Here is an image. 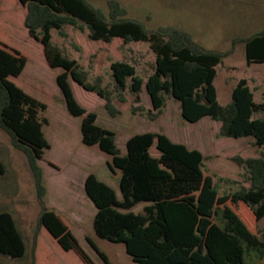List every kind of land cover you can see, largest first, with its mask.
<instances>
[{
    "label": "trees",
    "instance_id": "1",
    "mask_svg": "<svg viewBox=\"0 0 264 264\" xmlns=\"http://www.w3.org/2000/svg\"><path fill=\"white\" fill-rule=\"evenodd\" d=\"M26 9L23 26L30 38L38 41L51 68L62 70L56 76L69 115L82 117L81 142L97 146L111 157L107 166L119 170L121 199L93 173L84 180L86 196L95 207L93 230L97 237L124 245L133 264H255L264 260V229L253 233L235 211L243 204L247 219L264 218V102H256L247 81L241 79L231 91L230 101L220 105L213 81L216 67L230 56L237 44H243L247 65L264 64V28L244 38H233L227 51L206 49L188 32L175 27L149 30L127 16L116 1H108V12L92 7L89 0H16ZM66 27L86 33L89 41L106 44L114 39L129 43H147L155 60L152 72L143 80L135 66L123 61L110 63L111 88L87 80V72L63 55L51 43V31L66 38ZM26 56L15 47L0 42V129L12 147L23 153L34 178L39 213L33 234L30 264L35 259L37 237L45 229L64 252L72 251L84 264H93L59 216L45 205L46 188L37 161L49 148L41 116L46 105L25 93L11 78H17L26 66ZM69 80L104 100V109L114 116L119 111L113 96L124 102L130 92L138 100L144 85L151 106L157 113L168 99L179 104L181 118L196 123L204 117L219 123V137H250L261 149L260 156L232 161L244 170V182L231 193L219 195L212 178L204 175L202 153L172 142L162 133H141L127 139L126 153L120 154L115 134L96 124L97 115L77 102ZM158 156L150 154V148ZM0 174L3 165L0 163ZM229 182L228 180H225ZM232 183L238 184L233 181ZM145 203L141 213L132 208ZM102 261L106 255L87 240ZM25 245L9 212H0V255L21 258Z\"/></svg>",
    "mask_w": 264,
    "mask_h": 264
},
{
    "label": "rangeland",
    "instance_id": "2",
    "mask_svg": "<svg viewBox=\"0 0 264 264\" xmlns=\"http://www.w3.org/2000/svg\"><path fill=\"white\" fill-rule=\"evenodd\" d=\"M109 0H89L92 7L108 12ZM127 12L129 18L141 22L145 28L175 27L188 32L193 40L206 49L219 52L231 47L233 38H244L264 28V0H116ZM26 9L16 0H0V42L7 43L26 56V66L17 78H11L25 93L46 105L41 116L47 120L42 131L49 143L37 161L42 170L46 188L45 205L52 209L93 264H106L89 245L90 240L104 253L108 264H133L126 254L124 245L112 243L97 237L93 230L95 207L84 191L86 176L93 173L100 181L110 186L121 199L118 186L119 170L111 172L107 166L111 157L99 151L98 147H86L81 142L80 122L82 117H72L66 110L64 98L56 85L60 68H51L38 41L30 38L23 26ZM66 38L51 31V43L64 56L74 59L87 72V80L94 82L101 78L103 86L111 88L110 63L128 62L135 66L136 74L143 80L152 72L154 54L147 43L123 45L119 39L106 44L89 41L85 32L66 27ZM241 79H245L256 102H264V64L247 65L243 44H237L233 53L216 67L213 85L217 101L225 105L230 101L231 90ZM77 102L86 110L97 115L96 124L112 131L121 155L126 153L128 138L141 133H162L172 142L184 144L188 149L200 151L204 157L203 172L212 178L220 195L231 193L244 182V170L238 167L232 157L243 159L260 156L261 149L252 145V139L245 137L231 139L219 137V123L204 117L196 123L181 118L179 104L168 99L157 113L151 106L144 85L138 100L130 92L124 93L125 101L113 96V105L119 111L110 116L104 109V100L94 93L83 90L69 80ZM150 154L158 156L150 148ZM0 212H9L22 237L25 253L12 259L0 255V264H30L33 234L39 205L36 198L34 178L23 153L12 147L9 135L0 129ZM228 180L229 182H226ZM233 181L238 184L232 183ZM145 203L132 208L141 213ZM246 207L235 208L238 217L251 231L260 235L264 229V218L259 222L247 219ZM35 259L38 264H84L72 252H64L41 229L37 237ZM255 264H264L261 260Z\"/></svg>",
    "mask_w": 264,
    "mask_h": 264
},
{
    "label": "crops",
    "instance_id": "3",
    "mask_svg": "<svg viewBox=\"0 0 264 264\" xmlns=\"http://www.w3.org/2000/svg\"><path fill=\"white\" fill-rule=\"evenodd\" d=\"M262 30V29H261ZM234 88V87H233ZM232 91V90H231ZM219 193V192H218ZM219 195H220V193H219Z\"/></svg>",
    "mask_w": 264,
    "mask_h": 264
}]
</instances>
